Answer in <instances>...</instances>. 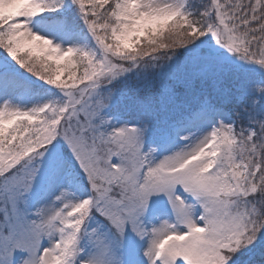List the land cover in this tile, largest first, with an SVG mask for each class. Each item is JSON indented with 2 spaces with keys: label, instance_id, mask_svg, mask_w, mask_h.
Listing matches in <instances>:
<instances>
[{
  "label": "snow or ice",
  "instance_id": "snow-or-ice-1",
  "mask_svg": "<svg viewBox=\"0 0 264 264\" xmlns=\"http://www.w3.org/2000/svg\"><path fill=\"white\" fill-rule=\"evenodd\" d=\"M0 264H264V0H0Z\"/></svg>",
  "mask_w": 264,
  "mask_h": 264
}]
</instances>
